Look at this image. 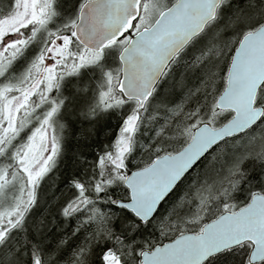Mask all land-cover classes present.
<instances>
[{"label":"snow or ice","instance_id":"6c2138e0","mask_svg":"<svg viewBox=\"0 0 264 264\" xmlns=\"http://www.w3.org/2000/svg\"><path fill=\"white\" fill-rule=\"evenodd\" d=\"M117 114L40 211L74 118L87 142ZM0 193V264H264V0H8Z\"/></svg>","mask_w":264,"mask_h":264},{"label":"trees","instance_id":"16d2710c","mask_svg":"<svg viewBox=\"0 0 264 264\" xmlns=\"http://www.w3.org/2000/svg\"><path fill=\"white\" fill-rule=\"evenodd\" d=\"M237 3L243 6L244 0H237ZM7 4L8 3H3L0 1V8ZM86 74L89 77L88 83L84 80H81L66 85L64 88V95H66L67 93V96L69 94L70 98H76L72 100V103L77 112L79 111V103H77L80 102L79 97H89L91 94H94V90L98 86V77L93 76L90 73ZM33 99H35V97ZM118 121V114L106 119L101 124L97 125L95 138L91 141L86 142L83 138H81L79 133L81 129L89 127V122L79 118H74L70 130L67 131L66 144L64 146L68 158L64 160V163L61 164L59 171H57L55 175H53L52 179L49 180L48 186L50 187L51 192L49 194H46L45 202L43 203L40 211H44L49 204H55L59 200L66 199L68 194L69 196L71 195L69 190L65 187L63 181L64 178L68 175L69 170L75 169V165L72 163V160H74L77 155H80L82 153L88 159L89 163H91L97 156L101 155V147L107 146L108 138H112V142L114 143L115 137L119 135L120 125ZM217 171L219 174H217L216 172V177L214 175L213 177L203 176L202 182H205L207 185L213 186L214 184H217L225 175H227V172L224 173L220 166H218ZM53 197H55V199H53ZM193 203L194 202H192L189 198L187 203H182L177 207V211L182 214L188 213L189 211H191ZM71 227L72 225H69V229Z\"/></svg>","mask_w":264,"mask_h":264},{"label":"rangeland","instance_id":"374dc122","mask_svg":"<svg viewBox=\"0 0 264 264\" xmlns=\"http://www.w3.org/2000/svg\"><path fill=\"white\" fill-rule=\"evenodd\" d=\"M1 2H3V3H8V0H0ZM7 8V5H5V6H3L2 8H0V17H2L3 18V13L5 12V9ZM81 80H84L85 82H87L88 83V81H89V77L87 76V74H84L83 75V77L82 78H80L79 80H73L71 83H75V82H78V81H81ZM71 83H68L67 85H69V84H71ZM99 86V85H98ZM97 86V87H98ZM75 87H77V86H75ZM66 97H69V94H68V96H67V93H66V95H65ZM91 96H93V94H91L89 97H91ZM77 103H79V105H78V107H79V109H80V107H81V102H77ZM255 147H259V144L257 143L256 145H255ZM61 166V165H60ZM227 163H225L224 164V166L222 167V170L224 171V173L225 172H227ZM215 173L216 172H210L208 175H206V177H213V175L216 177V175H215ZM220 178V177H219ZM49 183V182H48ZM218 184V183H217ZM209 188H211L212 187V185H207ZM51 192V189H50V187L48 186V184L45 186V188H44V201L42 202V205H41V207L43 206V203L45 202V197H46V194H49ZM3 193H0V203H2L3 202ZM11 194L9 193V196H10ZM68 196H69V194H68ZM67 196V197H68ZM195 203H193V205H192V209H191V211H195Z\"/></svg>","mask_w":264,"mask_h":264},{"label":"flooded vegetation","instance_id":"af4514ba","mask_svg":"<svg viewBox=\"0 0 264 264\" xmlns=\"http://www.w3.org/2000/svg\"><path fill=\"white\" fill-rule=\"evenodd\" d=\"M0 18H2V17H0Z\"/></svg>","mask_w":264,"mask_h":264},{"label":"water","instance_id":"95a60500","mask_svg":"<svg viewBox=\"0 0 264 264\" xmlns=\"http://www.w3.org/2000/svg\"><path fill=\"white\" fill-rule=\"evenodd\" d=\"M165 242H167V241H165Z\"/></svg>","mask_w":264,"mask_h":264}]
</instances>
